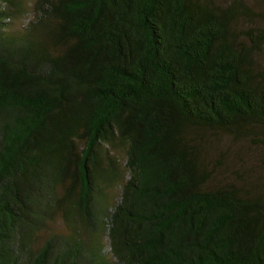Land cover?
<instances>
[{"label": "trees", "instance_id": "trees-1", "mask_svg": "<svg viewBox=\"0 0 264 264\" xmlns=\"http://www.w3.org/2000/svg\"><path fill=\"white\" fill-rule=\"evenodd\" d=\"M23 13L0 0V264H264V181L211 142L264 146V0Z\"/></svg>", "mask_w": 264, "mask_h": 264}, {"label": "rangeland", "instance_id": "rangeland-1", "mask_svg": "<svg viewBox=\"0 0 264 264\" xmlns=\"http://www.w3.org/2000/svg\"><path fill=\"white\" fill-rule=\"evenodd\" d=\"M24 7L22 17L14 21L13 28L19 30L26 25L35 15L37 0H19ZM212 150L218 155L226 152L228 166L221 170L220 177L236 181H245L248 178L262 182L264 181V146L255 145L247 140H237L224 134L211 136ZM120 193L117 194L119 196ZM57 231H67L66 225L61 217L52 224ZM106 251L109 252L110 241L108 236L104 239Z\"/></svg>", "mask_w": 264, "mask_h": 264}]
</instances>
